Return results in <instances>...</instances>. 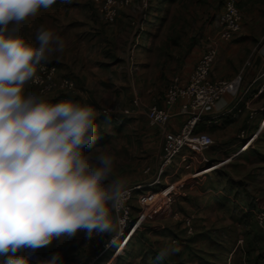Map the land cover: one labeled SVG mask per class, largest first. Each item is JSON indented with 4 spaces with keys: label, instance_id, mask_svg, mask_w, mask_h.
Instances as JSON below:
<instances>
[{
    "label": "rangeland",
    "instance_id": "1",
    "mask_svg": "<svg viewBox=\"0 0 264 264\" xmlns=\"http://www.w3.org/2000/svg\"><path fill=\"white\" fill-rule=\"evenodd\" d=\"M235 1L243 17L242 32L248 35L244 40L243 49L237 54L239 61L244 65L256 57L260 45L264 42V0ZM224 2L225 0H132L131 5L121 10L118 18L109 23L94 0H56L49 8L29 16L19 24L10 25L12 31L9 34L21 36L26 43L35 46L38 43L36 35L39 29H52L61 36V21H69L74 31H77L75 33H79H74L72 38H78L81 33L97 35L98 47L91 46L95 51L87 48L88 37L82 36L76 43H67L63 51L53 53L40 63L55 65L58 78L68 76L76 84L72 93H54L44 98L53 103L71 99L92 105L97 110V147L116 156L114 176L123 178L126 186H129L131 182H141L149 175L154 168L153 152L158 150L161 142L158 129L148 128L149 108L154 105L164 106L165 93L173 77L179 76L183 81L187 80L200 57L208 49L214 45L220 49L222 42L219 39L218 20ZM128 19L134 22L133 26L131 25L134 29L138 21L145 24L138 39L140 45L134 54L132 50H126L130 31L126 30L127 25L123 20L129 23ZM110 42L113 43L112 53L104 49L108 48L105 45ZM83 52H91V55L82 54ZM95 55L101 65H97L99 68L89 65L91 70L86 78L79 79L75 75L76 72H68L69 75H65L68 74L64 72L65 66L75 68L77 62L85 63L86 57L89 64L90 59H96ZM63 60H66L64 65L61 62ZM228 65H231V61ZM71 68L68 71H72ZM253 70L249 73H253ZM30 81L25 84V94L38 93ZM152 138H155L152 141L153 148L146 149V144L150 143ZM213 140L216 144L219 142L214 138ZM210 151L213 156H217L213 153L214 149ZM218 156L217 162L211 165L213 171L210 172L209 178L212 182L209 181V186L214 182L212 179L218 177L214 172L219 170L216 169L219 161H224V157L225 161H228L225 154L219 153ZM180 159V156L177 157L174 164ZM229 165L230 167H227ZM226 167L229 168L227 173L231 178H235L236 182L225 185L217 180L215 191L226 186L232 194L233 191L237 193L238 196L235 194L234 197L230 193L237 203L226 205L227 201H221L219 205L211 200L215 198H211L201 216L193 214L196 216L195 220L193 219L194 229L198 231L194 233L193 245L189 246L188 253L183 254L185 264H254L256 260L253 258H259L260 254L262 259H259L258 264H264V235L256 219L259 208L255 206L260 202L259 206L264 207V201L255 200L264 198V154L257 157L254 153L246 152ZM173 168L171 166L168 170L169 175L173 174ZM129 179L131 182H128ZM175 191V188L171 189V194ZM168 192L154 198L148 196L145 189L137 192V196H144L140 201L144 206V215H138L135 210L131 226L139 223L147 226L157 225L153 226L154 228L161 227L163 223L165 226H171L169 217L173 203L169 205L164 202ZM187 192L188 196L190 193L195 195L197 190L189 187ZM138 199L135 198L133 204L140 206ZM248 201V209L251 211L242 215L238 204L245 207ZM202 203L205 204L200 202ZM222 210L226 212L221 214ZM183 233H175V236ZM153 235L156 237V245L165 243L166 239L162 238L171 240L174 245V238H168L173 233L167 232L165 236L154 233L152 239ZM105 236L108 238V234H99L89 239L84 231H80L68 240L57 239L50 246L61 252L84 251L88 241L93 243ZM180 240L185 241L182 237ZM37 250L33 251L37 253ZM160 251L158 250L159 253ZM28 254L33 256L30 251ZM166 257L171 255L160 258L154 264H171L172 261L167 262ZM163 259L166 262H163ZM114 264H117V261Z\"/></svg>",
    "mask_w": 264,
    "mask_h": 264
},
{
    "label": "clouds",
    "instance_id": "2",
    "mask_svg": "<svg viewBox=\"0 0 264 264\" xmlns=\"http://www.w3.org/2000/svg\"><path fill=\"white\" fill-rule=\"evenodd\" d=\"M56 0H0V264H29L17 254L84 231L112 234L121 216L126 181L115 177L116 156L97 147V110L71 99L50 102L25 94L37 66L63 51L64 39L41 28L35 46L10 35ZM178 247L162 249L159 258ZM40 264H64L55 252Z\"/></svg>",
    "mask_w": 264,
    "mask_h": 264
},
{
    "label": "crops",
    "instance_id": "3",
    "mask_svg": "<svg viewBox=\"0 0 264 264\" xmlns=\"http://www.w3.org/2000/svg\"><path fill=\"white\" fill-rule=\"evenodd\" d=\"M123 21H125V24L127 25L126 30L130 31L126 50H132L134 54L135 49H137L140 45L138 39L142 35V32L139 33L138 26L139 24L143 23L139 21L136 22V27L134 29L132 28L134 22L132 23L131 20L129 21V23L127 22V20ZM71 25L72 24L69 21H66L64 23L61 21V37L64 39V48H66L67 43H76V41L78 39H81L82 36L88 37L86 40L88 43L87 48L93 49L94 47L91 46H96L97 40H99L98 37H96L97 35H92L91 33H84L85 35H83L81 33L78 38H75V36L72 38V35H74V33L77 31H74V28H72ZM111 27L113 26L111 25ZM144 27L145 24H143V28ZM247 36L248 35L246 33H243L241 31L234 37L232 41H221L222 44H220V49H218V55L211 72V80H229L233 85V89L231 92L225 95L214 107L208 108L206 110L202 122L197 128L198 130L201 129L200 131L202 132L210 134L214 139H216V142L219 140V142L217 144L214 143V146L211 148L215 150L213 153H216L217 156H213L210 149L206 151L203 158L206 159L207 164L204 166L200 165L197 161H194V173L185 170L184 165H182L180 159L178 163L172 165V167H174L173 174H168V170L171 168L169 167L166 170L165 175L160 180V183H156L155 180L158 176V168L160 165V155L162 152L164 134L166 131H179L186 120V116L183 114L175 115L166 127L156 128L160 132L161 142L159 144L158 150H155L154 147V168L151 169L149 175H147L141 182L132 183L131 179L128 180V182L131 183L129 184V186H126V188L141 186L143 190L145 189L147 191L148 196H151L152 198L161 196V194L164 192L170 191L168 193H171V189L175 188L176 191L175 193H173V208L171 211V216L169 217L172 225L165 226L163 223L161 227L154 228L153 226L157 225L153 224V226H147L140 223L136 224L133 227L131 226L128 236L127 238H125V240L121 241L114 248L107 251H105V245L114 233L108 234V238H106L105 236L102 240L99 239L97 241H94L93 243H90L88 241L84 251L76 250L72 252L65 250L64 252H62L64 264L85 262L91 257L97 255H101L99 264H114V262L116 261L117 264H133V262H137L138 264H143L144 262H147V264H154V262H157L160 259L158 250H162L169 246L178 247L179 251L170 252L168 256L171 255V257H166L165 260L167 262L172 261L171 264H185L183 261L185 259L183 257V254L188 253V248L189 246L193 245V240L195 238V235L190 236L187 234L185 224L190 221L194 227L193 221L195 220L196 216H193V214L201 216L207 208V201L209 202L211 198H215L211 200H214L213 202H216L219 205L221 201H227L226 205L237 203V201L230 196L231 191L226 186L221 190L219 189L215 191L217 180H219L218 182H220L221 184L224 183L225 185L234 184L236 182L235 178H231V176H229V174L227 173L229 172V168L227 167H230V165L227 167L226 165L230 164L232 161L236 162L237 158H239L246 152L254 153L257 157L264 154V131L260 130L264 125V42L260 45L257 51L253 73H245L244 65L239 61L237 54H239L241 49H243L242 46L245 43L244 40L247 39ZM89 37L91 38L89 39ZM72 40L73 42H71ZM106 46H108V48H104L105 51L108 52V50H110V53H112L113 43H107L105 47ZM96 47H98V45ZM93 51H95V49H93ZM82 54L91 55V52H83ZM94 57H96V55ZM85 59V63L81 61L77 62L75 68L65 66L64 72H76L77 74L75 75L79 79L86 78L89 70H91L90 66L99 68L98 66L101 65L98 63L99 60L97 59V57V60L90 59L89 64L87 63V57ZM131 61H133V58L131 59ZM230 61L231 65H228ZM61 62L63 65L66 64L64 63L66 62V60H63ZM69 68H71L72 71H68ZM65 75H69V73ZM187 81L188 79L183 81V83H186ZM164 107H166V104H164L162 108ZM253 111L256 113V115L254 118H251V113ZM148 128L150 127L148 126ZM244 129L247 130L248 136L246 137V139H241L239 137V134ZM249 138L252 139L248 140ZM154 140L155 138L150 139V143L146 144V149L153 148L151 146L153 145L152 141ZM251 140L254 141L253 147L247 148V145ZM219 153L225 154L226 158H228V161H225V157L222 158L224 161H219L220 163H218L217 168L219 170L217 172H214L218 177H216L217 179H212L214 180V182L210 184V189L208 183L209 181H211L209 178L211 176V171L207 172L206 170L207 168H211V165L217 162L216 159L219 158ZM200 171L202 172L200 174H197V172ZM189 187L196 188L197 192L195 193V195L190 193V195L188 196L187 191ZM235 194L237 195L235 191H233V194L231 193L233 197L235 196ZM143 197L144 196H137V193L135 194V197L132 201L133 217L135 210L137 211L138 215H144V206L140 202ZM135 198H139L137 202L140 203V206L135 205V203L133 204ZM255 200L256 202H259L260 200L264 201V198ZM195 202H197L198 204ZM200 202H205V204H200ZM248 204L249 201L248 203H245V207H243L242 204H238L240 208H237L241 210L242 215H246L249 211H251L250 209H248ZM259 205L260 202L259 204H255L256 207L258 206V208L261 209ZM224 212L226 211H220L221 214H223ZM132 224L133 221L131 225ZM194 231L197 233L198 230L194 229ZM167 232L173 233L174 237L173 235H170L168 236V238H174V245H172V242H170L171 240H168L167 238H162L166 239L165 243L161 242V245H156L157 242L155 235H153V239L151 238L152 234L154 233H158L160 236H165ZM179 232L184 233L182 235L179 234L176 237L175 235ZM180 237L184 238L185 241L180 240ZM37 251V253L41 256V260L49 258L55 252H61L60 250H57L50 245L40 247ZM261 253H263V251H261ZM166 261H164L163 259V262ZM40 262H31L29 264H40Z\"/></svg>",
    "mask_w": 264,
    "mask_h": 264
},
{
    "label": "built area",
    "instance_id": "4",
    "mask_svg": "<svg viewBox=\"0 0 264 264\" xmlns=\"http://www.w3.org/2000/svg\"><path fill=\"white\" fill-rule=\"evenodd\" d=\"M96 5L106 20V22H114L121 10L131 5L132 0H94ZM243 17L235 0H225L223 11L219 16V39L223 42H230L234 37L242 31ZM139 33L143 32V24H139ZM218 55L216 45L208 49L199 59L195 68L191 72L188 81L183 83L179 76L173 77L170 86L165 93L166 107L151 106L147 113V121L150 128H164L175 115L183 114L186 120L179 131L168 132L164 134L162 152L160 155V165L158 168V176L155 180L160 183V180L165 175L166 170L174 164L177 157H181V163L185 170L193 172V162L197 161L200 165H206L207 161L203 158L206 151L214 146L213 138L205 132L198 131V126L202 122L204 113L208 108L214 107L225 95L232 91L233 85L229 80H211V72L215 60ZM264 61V56H263ZM256 59L248 60L244 64L245 73L255 68ZM264 75V72H263ZM38 79L31 80V85L42 93L44 97L51 94H69L72 93L76 84L72 78L64 76L58 78L57 67L50 63H42L38 66L36 73ZM256 113H251V118H254ZM264 131V125L260 129ZM247 130L240 132L239 137L246 139ZM252 138H249L250 140ZM251 140L247 148L253 147ZM218 168V167H217ZM216 168V169H217ZM213 171V167L206 170ZM202 171L197 172L200 174ZM141 186H133L126 188V198L124 207L121 211V216L125 218V223L117 227V231L112 234L105 245V251L114 248L117 244L127 238L131 229L133 206L132 201L135 194L141 191ZM164 202L169 205L173 203V195L166 193ZM256 213V212H255ZM256 219L259 227L264 235V207H261L256 213ZM187 234L194 235L193 224L188 221L186 224ZM98 236V235H97ZM30 251L33 256L28 254ZM20 254L27 255L29 263L40 262L41 256L32 249H24ZM100 256H93L85 262L66 263V264H99Z\"/></svg>",
    "mask_w": 264,
    "mask_h": 264
},
{
    "label": "trees",
    "instance_id": "5",
    "mask_svg": "<svg viewBox=\"0 0 264 264\" xmlns=\"http://www.w3.org/2000/svg\"><path fill=\"white\" fill-rule=\"evenodd\" d=\"M46 8H41L38 12H40V11H43V10H45ZM60 95H64V94H61V93H59ZM67 95V94H66ZM201 129H199L198 131H200ZM202 132V131H201ZM259 255V254H258ZM261 256H262V254H260ZM260 255H259V258L258 257H255V258H253L254 260H256V262H254V264H258L260 261H259V259H262V257L260 258Z\"/></svg>",
    "mask_w": 264,
    "mask_h": 264
},
{
    "label": "water",
    "instance_id": "6",
    "mask_svg": "<svg viewBox=\"0 0 264 264\" xmlns=\"http://www.w3.org/2000/svg\"><path fill=\"white\" fill-rule=\"evenodd\" d=\"M258 63H259V60H258Z\"/></svg>",
    "mask_w": 264,
    "mask_h": 264
}]
</instances>
